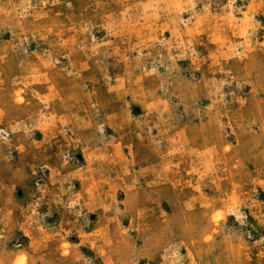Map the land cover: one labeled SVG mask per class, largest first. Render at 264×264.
I'll return each mask as SVG.
<instances>
[{
  "label": "rangeland",
  "instance_id": "rangeland-1",
  "mask_svg": "<svg viewBox=\"0 0 264 264\" xmlns=\"http://www.w3.org/2000/svg\"><path fill=\"white\" fill-rule=\"evenodd\" d=\"M0 264H264V0H0Z\"/></svg>",
  "mask_w": 264,
  "mask_h": 264
}]
</instances>
